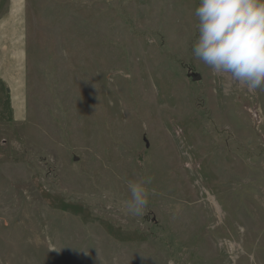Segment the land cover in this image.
Segmentation results:
<instances>
[{
    "label": "rangeland",
    "instance_id": "374dc122",
    "mask_svg": "<svg viewBox=\"0 0 264 264\" xmlns=\"http://www.w3.org/2000/svg\"><path fill=\"white\" fill-rule=\"evenodd\" d=\"M19 2L27 105L16 121L0 81V264H264V91L194 57L200 0H0V18Z\"/></svg>",
    "mask_w": 264,
    "mask_h": 264
},
{
    "label": "clouds",
    "instance_id": "9594fccd",
    "mask_svg": "<svg viewBox=\"0 0 264 264\" xmlns=\"http://www.w3.org/2000/svg\"><path fill=\"white\" fill-rule=\"evenodd\" d=\"M196 59L214 73L228 74L250 92L264 91V0H200L195 9ZM146 181L128 185L130 215L143 216L149 205Z\"/></svg>",
    "mask_w": 264,
    "mask_h": 264
},
{
    "label": "crops",
    "instance_id": "0c3cea01",
    "mask_svg": "<svg viewBox=\"0 0 264 264\" xmlns=\"http://www.w3.org/2000/svg\"><path fill=\"white\" fill-rule=\"evenodd\" d=\"M26 5L16 3L8 8L7 18H0V81L8 93L14 119L25 120L29 74L28 28Z\"/></svg>",
    "mask_w": 264,
    "mask_h": 264
}]
</instances>
